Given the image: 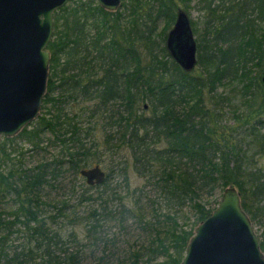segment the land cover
I'll return each mask as SVG.
<instances>
[{
	"label": "trees",
	"instance_id": "obj_1",
	"mask_svg": "<svg viewBox=\"0 0 264 264\" xmlns=\"http://www.w3.org/2000/svg\"><path fill=\"white\" fill-rule=\"evenodd\" d=\"M177 2L121 0V7L111 11L96 0H69L54 11L44 113L0 142V264H84L85 239L92 246V264H150L161 254L180 264L193 226L187 229L178 223L176 213L164 214L156 207L161 200L168 209L190 204L195 226L212 213L200 196L232 184L239 189L251 221H264V174L252 170L242 178L246 174L242 142L251 132L240 128L232 134L229 126L216 125L222 114L216 115L206 104L211 98L215 107H223V96L215 100L211 93L218 84L235 81L263 97L259 89L264 82L258 84L264 77V0L198 1L197 8L206 18L203 33L196 38L199 73L197 67L183 70L163 44L175 10L181 8ZM161 18L167 27L159 38L155 31ZM206 88L211 97L205 95ZM245 88L240 93L248 102ZM260 103L257 110H245L250 113L242 122L247 124L264 109V100ZM96 128L104 135L102 144L96 139L86 143L84 139L91 138ZM48 132L52 137L46 147L42 143ZM17 137L33 151L56 146L58 153L23 167L21 159L11 157V152L24 153L19 146L6 147ZM251 143H244L245 147ZM102 145L111 152L126 148L130 158L123 156L118 170L125 174L130 163L159 193L158 199L149 198L157 222L145 233L148 242L128 253L113 252L114 241L106 237L105 229L118 221L125 230V222L134 214L131 207L120 203L114 208L99 195L96 206L81 211L46 198L62 172L72 171L78 182L83 167L99 162ZM262 148L256 145L255 153L262 154ZM111 175L107 173L101 184L79 181L78 197L90 199L85 194L91 188L109 187ZM69 210L71 214L66 213ZM136 219L143 222L142 215ZM60 220L74 227L65 230ZM80 225L82 239L76 229ZM259 241L264 252V232ZM97 252L101 255L95 256Z\"/></svg>",
	"mask_w": 264,
	"mask_h": 264
},
{
	"label": "water",
	"instance_id": "obj_2",
	"mask_svg": "<svg viewBox=\"0 0 264 264\" xmlns=\"http://www.w3.org/2000/svg\"><path fill=\"white\" fill-rule=\"evenodd\" d=\"M69 0H0V141L13 137L37 119L49 77L54 11ZM116 11L121 0H96ZM165 46L183 70L197 65V42L189 14L177 9ZM147 107V104L144 105ZM89 185L101 184L107 173L100 164L83 167ZM221 202L201 220L186 244L180 264H264V252L241 193L224 189Z\"/></svg>",
	"mask_w": 264,
	"mask_h": 264
},
{
	"label": "rangeland",
	"instance_id": "obj_3",
	"mask_svg": "<svg viewBox=\"0 0 264 264\" xmlns=\"http://www.w3.org/2000/svg\"><path fill=\"white\" fill-rule=\"evenodd\" d=\"M199 0H178V6L181 8H184L185 11L189 14L190 21L192 22V27L194 24L193 32L195 35V38H198L204 30V26L206 25V18H205V12L204 10H199L197 8V3ZM121 7V6H120ZM119 7V8H120ZM179 9V8H177ZM177 9L175 11H177ZM117 11V10H116ZM124 16L127 15V13H123ZM173 24H171L170 27H168L165 31V36L168 34L167 32L171 29ZM167 27V23L163 18L159 20V24L157 25V30L155 31L156 37L161 38L164 31V28ZM165 39L163 41V44L165 43ZM250 64V63H249ZM198 68L196 73H199V66H196ZM195 73V74H196ZM255 74V72H253ZM50 74V73H49ZM236 82V81H235ZM240 82L233 83L234 85L238 86ZM232 85L228 84L227 86L223 84H218L214 93H211L214 95L216 99L220 98V96L227 95V97H230V103L226 106H217L215 107L214 103L212 102L211 98H209L207 101L209 105L210 110L214 111V113L217 115L221 112L222 116L218 118V122L216 125L222 126L226 125V123H230L232 119V110L234 107L236 109H244V104H239L240 101L243 99V96L241 93L238 92H232L231 91ZM240 89V88H239ZM233 90V89H232ZM205 95L208 97H211L209 94L207 88L205 90ZM75 108H77V104H74ZM44 113V109L41 108L40 114ZM39 114V115H40ZM101 123V121L99 122ZM98 129V128H96ZM263 129L261 128L260 132ZM94 134V138H93ZM91 135V138H86L84 141L88 144H91V141L93 139H96L97 142H99V145L102 144L104 135L101 133L98 129L95 130V133ZM4 137H2L1 141L4 140ZM52 137V134L49 132L46 133L45 139H44V146L46 145V142L48 141V138ZM252 139V141H251ZM0 141V142H1ZM253 142L250 148L245 147L246 145L244 143L247 142ZM250 142V143H251ZM256 143L257 138L251 135L250 137H247L245 139V142L242 144V148L244 151H246L245 158L246 161L244 163V168L246 170V174L242 178H247L249 172L252 170H256L259 168V165L264 164V156H261L263 154H258L256 152ZM19 146V148L24 152L22 155H20L17 152H11V157L15 161H18V159L22 160L23 167H31L37 163H39L42 159H49L50 157L55 156L58 153L59 148L56 146H49L45 150H39V152L31 150L32 146L26 142L22 141L21 137H17L14 141H8L6 144V147L8 150L11 149L10 145ZM258 145V144H257ZM106 145L100 146V160L97 164H100L102 168L106 171V173L112 174L110 179H108L109 187H93L91 188L85 195L92 196L90 199L78 197L81 193V187L79 186V181L82 183L84 182L86 184L85 177L82 175L78 182H76V176L73 175L72 171H65L62 172L61 175L57 178V181H54V185L51 186V188H48L46 191L47 199H52L56 201L58 204H62V202H67L71 205L72 208L78 209L80 208L81 211H84V209H90L96 206L100 202V196H103V199L108 200V205L112 206L114 208L120 207V203H123L124 205H128L132 208L134 214H132V217H129L128 220L125 222L126 229L122 230L121 227H119L118 221L116 222H110L105 229V232H107L106 237L109 238L111 241H114V244H112L111 248L113 252L118 254L120 251H124L125 253H128L129 250L132 249H139L141 244H146L148 242V239L145 236V233L149 231L150 227L155 226L154 224L157 222L153 219V213L152 209L149 204V198L158 199V189L154 187V185H151L147 182V180L143 177L138 175L134 172L132 165L129 163L125 174L121 173L120 170H118V165L121 163V158L123 156H128L130 158V152L126 148L123 150H120L119 152H111L109 150L106 151L105 149ZM10 148V149H9ZM257 159L256 162H253L252 159ZM94 165L92 163L90 166ZM114 169V172L112 170ZM236 187V185H231ZM107 187V188H106ZM228 187V186H226ZM225 187V188H226ZM222 187H217L215 191H213L211 194H202L200 196V201L206 205L207 208L215 209L217 205L221 202L222 195L224 193V189ZM237 188V187H236ZM100 195V196H99ZM164 214H167L168 211L174 212L177 214V221L179 224L183 225L187 229H190L193 226V229L197 225H193V222L195 220V213L191 209L190 204H186L184 206H174L173 209H168L166 203L164 201H160V204L156 207ZM67 214H71V210L66 211ZM142 215L143 222L138 223V219H136V216L140 217ZM136 220H134V219ZM65 220V219H63ZM60 220V225H62V228L65 230H71L74 226L67 221ZM159 220H163V216H160ZM150 221V224H146L145 222ZM159 222V221H158ZM253 222V221H252ZM142 225V226H141ZM253 228L254 231L257 232L258 237H261L264 230V221L261 223L258 220L253 222ZM78 231V236L80 239L84 236V231L82 226L76 227ZM102 237V236H101ZM97 240H95L96 243ZM87 239L83 240L82 243L86 244L83 252V259L84 264H92L94 256L91 254V248L90 242L87 244ZM94 243V244H95ZM97 249L102 250L103 244H102V238L98 245H96ZM186 251V250H185ZM112 252V251H111ZM107 252V254L111 253ZM185 254V252L183 253ZM96 255H101L100 252H97ZM113 255V254H112ZM184 256V255H183ZM114 257V256H113ZM113 264H116L114 262ZM150 264H172L170 263L169 258H167L164 255L157 256L156 259H151Z\"/></svg>",
	"mask_w": 264,
	"mask_h": 264
},
{
	"label": "flooded vegetation",
	"instance_id": "obj_4",
	"mask_svg": "<svg viewBox=\"0 0 264 264\" xmlns=\"http://www.w3.org/2000/svg\"><path fill=\"white\" fill-rule=\"evenodd\" d=\"M193 28V27H192ZM262 72H261V74H263V71H264V64L262 65ZM260 74V75H261ZM257 75V74H256ZM261 81V83L259 82V80H258V82H259V84H258V86H261L262 85V83L264 82V77H262L261 79H260ZM231 83V85H232V88H231V91L232 92H241V90L243 89V88H245V87H243V84H240V85H238V86H236V85H234L233 83H237L238 84V82H230ZM223 85H225V86H227L228 85V83H223ZM240 88V89H239ZM233 89V90H232ZM253 88H245V90L243 91V93H245L246 94V96H247V98L249 99V101L248 102H243L242 100L240 101V103L239 104H244V107H242V108H244V109H241V108H239V109H236V112H234L233 110H232V119H231V122L230 123H226V126H229L228 127V130L227 131H231L232 132V134H233V131L234 130H238V129H240V128H245V129H247L248 131H250L251 132V134H249L250 136L251 135H253L254 137H256L257 138V143H256V145L258 144V146H259V148H260V146H261V148L262 147H264V144L263 145H261L260 144V139L263 141L264 140V109L263 110H260L259 112H256V117H253L252 118V120L250 121V122H248L247 124L246 123H244V122H242V117L244 116V115H246V114H248V113H250V112H247V111H250V109H253V110H257L259 107H260V100H264V94H263V97H259V92H257V91H253ZM259 91L261 92V94L264 92V85H263V90H262V88H260L259 89ZM263 91V92H262ZM253 93H257V95L256 94H253ZM229 98L230 97H227V95H225L224 94V96H223V98H222V105L223 106H226V105H228L229 104ZM247 109V111H245ZM252 111V110H251ZM261 128L263 129L261 132H260V130H261ZM246 132H243V135L245 134ZM247 137H249V136H247ZM232 136L230 137V140H232ZM251 141H252V139H251ZM250 141V142H251ZM231 143V142H230ZM243 143V142H242ZM253 144V142L250 144V146ZM231 147V146H230ZM264 148H262V150H263ZM261 156H264V150H263V154L261 155ZM257 160V159H256ZM261 170H259V168H257L256 170L257 171H259L260 172V174L263 176V174H264V167H261L260 165L258 166ZM253 171H255V170H253Z\"/></svg>",
	"mask_w": 264,
	"mask_h": 264
}]
</instances>
